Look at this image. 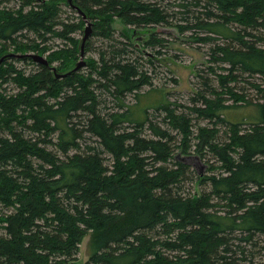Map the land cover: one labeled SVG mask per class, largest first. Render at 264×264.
Segmentation results:
<instances>
[{
	"label": "trees",
	"instance_id": "1",
	"mask_svg": "<svg viewBox=\"0 0 264 264\" xmlns=\"http://www.w3.org/2000/svg\"><path fill=\"white\" fill-rule=\"evenodd\" d=\"M15 2L0 11V58L9 45L42 54L52 37L65 43L49 65L0 66V264L74 262L89 233L85 264H264V0H77L106 43L60 78L53 63L75 66L74 33L88 21L61 19L67 0ZM116 19L147 34L145 49L164 45L159 25L210 43L217 68L198 74L191 106L153 86L154 60L115 37ZM250 103L248 126L224 117ZM193 151L207 173L184 159Z\"/></svg>",
	"mask_w": 264,
	"mask_h": 264
},
{
	"label": "rangeland",
	"instance_id": "2",
	"mask_svg": "<svg viewBox=\"0 0 264 264\" xmlns=\"http://www.w3.org/2000/svg\"><path fill=\"white\" fill-rule=\"evenodd\" d=\"M7 7H17V3L15 0H1L0 11L6 9ZM61 15V19L73 21L78 19L77 16L79 13L71 8L70 5L66 4L63 7V12ZM87 24L88 22L85 21L84 28L87 26ZM114 27L116 28L115 37L117 39L127 41L129 44L133 43L137 49H143V52L136 51V54H143L145 58L150 57L154 60L152 67L154 70L153 86L161 89L163 88L168 99L172 102H177L183 106H191L193 101L192 98L196 96L202 86L201 76L198 74H203L205 76L209 75V78L214 76L209 69L210 66H215L210 62L209 50L211 45L210 43H204L195 40L194 37H191V34L193 33H181L176 27L171 26H157L155 30L159 32V35L162 36V38L165 39L164 45L157 46L156 50H160L158 51L160 53H157L156 50L154 51L152 49H145L141 46L143 40L147 37V34H144L143 31L135 28L136 31L133 33V31H131L132 26L124 25V23L119 19L114 21ZM83 30H79L78 32L74 33V35L78 39H81L83 37ZM138 30L140 32L139 34ZM125 33H128L130 36H132V40H129ZM29 36V38L34 37V35ZM196 36H200V33H197ZM89 40V46L85 59L89 60L90 57L99 59V48L103 47L106 42H103V40L98 36H92L89 38ZM47 43L49 47L46 52L42 53V55L45 57H47L52 51L59 50L60 47H58V45L62 46L65 41L57 37H52L47 41ZM134 46L131 47V49H134ZM9 48L10 49L7 51H13L12 46L9 45ZM16 64L19 67L21 66L27 68L28 71L37 67V64H33L31 62L24 63L16 61ZM53 65L56 66L57 62H54ZM215 68L217 67L215 66ZM84 69H86V66ZM220 72H222V70H220ZM260 82L261 80H259V83ZM237 88L242 89V92L244 91L245 94H248V98L253 100V102L258 101L261 97L258 91L249 83H238ZM233 102L234 100L231 99L228 103L232 104ZM258 113V105L250 103L241 106L236 105L232 108L226 109L224 112V117L229 121H243V118L245 120L248 119L244 124V126H248V122L252 120L248 117L255 118ZM200 122L201 124H207L208 120H200ZM219 128L221 131L225 130L226 123H220ZM184 159L191 165L192 169L196 170L198 174L207 173L210 168V164L207 159L202 158L197 152L193 151L191 154L184 157ZM195 187L198 188L197 186ZM90 239L91 233L87 234L82 239L77 259L74 262H69L67 264H85L89 260L88 243Z\"/></svg>",
	"mask_w": 264,
	"mask_h": 264
},
{
	"label": "water",
	"instance_id": "3",
	"mask_svg": "<svg viewBox=\"0 0 264 264\" xmlns=\"http://www.w3.org/2000/svg\"><path fill=\"white\" fill-rule=\"evenodd\" d=\"M77 0H67V3L71 5L72 8L77 9L79 14L83 15L86 20H88V16L86 12L76 3ZM92 34V23L88 21L87 26L83 30V37L80 40L79 44V50H80V60L75 64L73 68L70 70H67L65 72H61L58 70L56 66H53V71L57 78L68 76L76 71H78L80 68L85 66L87 64V60L85 59L86 53H87V44L89 41V38ZM11 57H19V58H29L32 59L35 62L44 63L49 65V61L47 57H45L42 54L39 53H14V52H8L1 56L0 58V66L3 64V62Z\"/></svg>",
	"mask_w": 264,
	"mask_h": 264
},
{
	"label": "bare ground",
	"instance_id": "4",
	"mask_svg": "<svg viewBox=\"0 0 264 264\" xmlns=\"http://www.w3.org/2000/svg\"><path fill=\"white\" fill-rule=\"evenodd\" d=\"M3 9V8H2ZM195 39V38H194ZM164 102V101H163ZM228 106V105H227ZM225 107V106H224ZM81 237V236H80Z\"/></svg>",
	"mask_w": 264,
	"mask_h": 264
}]
</instances>
